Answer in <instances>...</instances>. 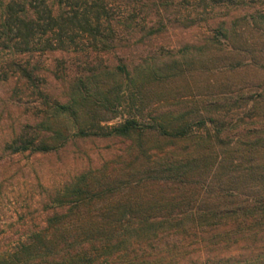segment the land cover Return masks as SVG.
<instances>
[{
    "label": "trees",
    "instance_id": "obj_1",
    "mask_svg": "<svg viewBox=\"0 0 264 264\" xmlns=\"http://www.w3.org/2000/svg\"><path fill=\"white\" fill-rule=\"evenodd\" d=\"M126 3L125 13L114 14L110 0H0V49L28 57L13 60V72L50 109L22 126L4 148L48 153L71 136L129 141L117 162L90 165L69 179L42 185L43 208L49 212L44 225L0 248V264H140L144 257L154 258L149 264H167L163 253L183 247L185 236H192L189 245L202 253L211 244L228 239L237 244L242 236L264 230V92L235 95L245 98L240 107L246 114L226 124L211 114L220 97L205 99L201 108L184 102L145 120L129 116L102 125L106 117L96 118L121 105L124 80L129 99L139 97L140 105L151 95L166 100L164 90L190 70L204 46L254 59L251 47L264 30L251 32L255 22L264 26V12L250 15L240 29L233 25L228 32L218 25L217 36L207 35L204 46L185 43L166 57L151 56L134 65V77L124 59L110 68L94 65L92 56L121 49L137 34L138 41L150 40L170 27L198 24L201 14L236 0H184L173 10L168 0ZM54 51L80 52L85 58L81 73L69 80L65 101L51 99L42 87L43 66L35 59ZM242 64L236 59L234 67ZM64 70L65 59H56L54 76L63 78ZM60 115L70 117L75 131L70 133ZM153 139L157 145H149ZM234 264H264V255Z\"/></svg>",
    "mask_w": 264,
    "mask_h": 264
},
{
    "label": "rangeland",
    "instance_id": "obj_2",
    "mask_svg": "<svg viewBox=\"0 0 264 264\" xmlns=\"http://www.w3.org/2000/svg\"><path fill=\"white\" fill-rule=\"evenodd\" d=\"M110 1L114 14L125 13L129 7L126 0ZM168 2L171 3L173 10V8L177 9L178 2L182 3L184 0H168ZM236 3L220 4L211 13L201 14L202 20L198 24L190 27H170L150 40L143 38V41H138L140 35L129 37L130 34L123 32L122 36L130 38V44L114 52L93 54L91 60L94 65L102 63L111 68L119 63V59H124L131 74L137 77L133 69L137 63L148 61L151 56L166 57V53L170 50L179 51L185 43L204 46L202 43L207 35L217 36L218 25L227 27L228 32L233 25L240 29L245 26V20L250 18V15L264 12V0L246 4L236 0ZM210 15L213 16L204 23L203 18ZM253 26L251 33L254 35H258L259 30H264V26L258 22L253 23ZM218 37L225 41L221 34ZM251 48L255 60L250 58L249 53L247 55L243 53L242 58L240 55L226 56L213 47L204 46L203 53L196 58L197 61L190 64V70L173 78L170 88L164 90L162 95H168L166 100L151 95L147 101H144L145 104L140 105L139 97L129 99L124 80L121 86V105L116 110L100 113L96 118L103 115L106 117L100 120L102 125L115 124L129 116L145 120L164 109L178 108L177 105L184 102L192 101L196 108H201L205 99L220 97L217 106H212L214 109L211 114L215 112L225 124L234 122L246 114L240 107L245 98H235V95L247 98L256 92H264V35L257 38V44ZM27 58L25 55L0 49V248L9 247L17 240L23 239L27 232L44 225L48 211L42 204L46 197L45 187L42 185L69 179L76 172L90 165L117 162L116 160L120 158L117 155L122 153L124 146L129 143L124 137L91 135L71 136L63 147L48 153L29 151L12 153L4 148L22 126L34 124L43 112L50 110L43 98L30 92L23 85V79L13 72L12 61ZM59 58L65 59L63 78H57L52 73L55 60ZM35 59H38L43 66L40 71L46 79V84L42 87L51 99L65 101L69 93V80L82 71L85 59L82 53L44 52L35 56ZM236 59L243 64L234 67ZM183 66L185 67V64ZM154 86L157 87L156 84ZM157 88L160 89L159 85ZM162 103L164 108H159ZM60 117L66 120L70 133L75 131V124L70 117L65 115ZM244 118L247 120V117ZM211 125V123L206 124L208 127ZM157 144L154 139L149 142V145ZM183 240L185 243L183 247L163 253V261L167 264H234L244 259H255L257 254L264 255V230L255 235L242 236L237 244L229 239L216 245L207 244L210 246L202 249V253L197 247L189 245L192 236H185ZM217 251H221V254L217 255ZM220 258L223 259L219 260ZM153 259L144 257L140 264H149Z\"/></svg>",
    "mask_w": 264,
    "mask_h": 264
}]
</instances>
